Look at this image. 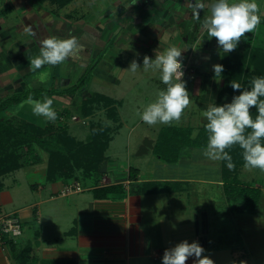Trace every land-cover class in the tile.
Instances as JSON below:
<instances>
[{
	"label": "rangeland",
	"instance_id": "rangeland-1",
	"mask_svg": "<svg viewBox=\"0 0 264 264\" xmlns=\"http://www.w3.org/2000/svg\"><path fill=\"white\" fill-rule=\"evenodd\" d=\"M142 1L136 0V3L138 2L137 4H139ZM146 1L152 4L154 3V0ZM263 1L264 0H258V2ZM133 2V0H74L63 9H58L54 12V18L56 20L57 18L61 19L59 16H62V20H65V16L70 19L71 26L77 31L73 37L83 41L85 47L83 52H86L88 59L94 56V61L107 58L110 64H115V67L119 66L116 68L114 67L112 73H105L98 67V72H95L92 68L86 69L85 66H83L85 64L83 62L80 63L77 60L69 61L68 59L62 64L52 65L48 68L42 67L36 71H31L29 68V59L39 55L38 53L41 47L40 41L42 38L50 37L52 31L50 30L47 35L46 29L41 27V25L39 26L36 24L34 28L32 25V23H34V18L30 19V22L27 23L28 26L25 24V19H28L32 15V13L29 14L26 9L27 4L24 3V6H15L11 3V0H0V22L2 21L0 28V105L3 104V107L12 105L14 102L13 95L16 94L31 91L37 94L36 90H38L39 94H50V90H52V93L56 94L59 91L58 88L62 86L64 81H66L64 85L66 88H69L74 82L80 84V81H84L85 85L83 86L85 87L80 88V91L77 93L66 94V96L63 97L64 99H62V105L58 104L57 99H60L59 97H54V99L56 101L55 105H59V110H63L64 108L68 109L67 116L60 118L63 120L60 123L66 126L68 125L67 130L69 134L73 135L78 140H85L90 135L91 127L100 129L106 126L111 129L110 134L115 135L116 131L114 130L117 128L115 122L119 120V117L115 122L110 120L106 116V108L102 103L88 105V96L95 92H100L106 96L122 100V106L119 107L117 111L119 112L120 120L123 124L118 134L111 144H109L110 147L107 151L109 159L107 160L106 158L105 160L108 161L110 171L114 173L117 172L120 179H125L127 177L126 170L129 167L139 168L144 171L156 161L161 160L151 151H149V153L145 152L144 154H138L140 143L144 140L140 135L148 134L152 138H158L159 130L168 126L164 124L149 126L141 119L143 110L148 104L156 100L158 92L160 90H166L160 82L161 74L159 70H145L143 68V59L140 61L135 55V58L132 57V59L128 61L127 56L130 54L127 50L117 57L115 41H112L118 35H123L124 29H122V27H129L132 21L137 18L143 19L145 23L162 20L160 14H158V10L153 11L151 7L142 10V8L139 7L140 5L136 7ZM30 4L32 6L36 5L34 2H30ZM153 5L155 6V4ZM42 6L41 8H45V11L48 13L50 9L56 7L51 6L49 3ZM37 8L36 5L33 12L35 13V11L38 10L37 12L41 13L39 12L41 9ZM40 15L42 16V14ZM42 17H44L47 22L51 18L46 14ZM72 32L73 28L70 32L66 30V36L71 35L69 33ZM245 36L252 39V44L258 45L264 43V31L262 28H259V25L254 32L246 33ZM99 39L100 41H98ZM137 41L138 37L135 42ZM102 42L103 44L99 46ZM243 42L244 40L242 38L239 42V47L241 46L240 51L245 49V44H243ZM105 46L107 47L103 50ZM100 48L103 52H101L99 58V56L96 55L100 52ZM2 54H4V57L7 56V58H2ZM199 54L203 53L199 51L197 57ZM96 57H98L99 60H97ZM212 57L213 59L209 63L197 61L198 66L201 67L200 69L203 68V71H209L210 74L211 71L214 73L213 65L219 64L220 61L219 53L212 54ZM133 58L140 66L135 73L127 70ZM201 58L202 57H200V59ZM82 59L84 60V58ZM88 59H85L86 62ZM115 61H117L118 64ZM94 64V62H91V66ZM111 79L120 80V82H113ZM200 79L202 80V78H197L193 81L189 80V82L184 80L190 94L191 103L185 109L180 121H174L171 124V126L192 128L194 137L205 129V123L207 122V118L202 116V112L206 109L201 105L200 92H202L203 86L198 84ZM216 79L221 91H224L226 87L229 86L230 80L227 77L225 78L221 75L218 78L216 77ZM67 81H72L73 83ZM85 89L86 91L84 92ZM225 95L227 96L228 94ZM231 101L232 97H225L223 104L230 103ZM90 106H93L94 109L92 113H90L91 115H89L91 118L87 120L82 117L83 115L79 112L85 107L91 110ZM23 108V105L12 106L5 112V115L10 118H13V116L27 118L32 115L29 110L26 112ZM40 117L47 120L43 116ZM72 117H76L77 119L75 120L80 122L73 121ZM53 131L55 130L53 129ZM201 149L202 148H197L196 151L201 155L199 157L200 162L198 163L197 161V163H192V161L189 160L191 155H187L191 148H185L182 156L184 155V157H187L185 158L186 160L183 159V163L167 167L170 173L169 175H171L173 171H176L178 174L185 176H207L211 179H219V169L220 167L222 168L223 161H212L202 156L203 150ZM21 153L23 159H25L24 161L28 164L25 168L4 177L5 188L3 191L6 192L7 195L4 198L5 204L2 205V212L10 213L11 211L18 210L19 216L22 221L25 222V238L34 244L35 231L40 229V227L43 229V232H46L47 236L48 233L53 235V233L56 234L66 229V224L61 223V221L57 222V219L54 220L53 218L58 212L57 215L63 216L62 219H66V205H64V203H66V197H56V199H59L46 202L45 200L48 197L46 194L35 196V191L31 188L33 176L30 174L34 168L31 165L29 166V164L39 162L37 164L38 168L35 170L36 174H46L45 170L47 168L49 155L36 146L21 151ZM111 160L114 165H111ZM105 161L103 162L105 165L101 164L100 166L101 171L91 176V178H87L82 169H76L75 175L77 180L81 183H84L86 178L93 179L96 183L102 181L103 174H105L102 173V170L106 168ZM202 165L210 166V168H201L200 166ZM44 166L45 169H43ZM238 174V181L240 183L244 185H253L257 183L259 189L261 188L262 198L259 203L260 206H258L259 217L251 216L246 213H236L231 210L230 213H228L227 209H230L229 203L224 200L220 189L217 187L208 189L206 193L208 196L205 195V200L204 198H199V203L208 206L209 203L213 202L212 208L214 209H212V211L217 210L218 212H215L214 215L211 214L212 211L208 212L210 217H212L211 220H208V223L210 221L212 226L211 231H213L214 234L212 236L214 247H212V250H207V248L204 249L205 251L207 250L206 252L209 254V258H211L215 264H241V262H243V264H264V171L259 169L248 170L245 167H241ZM36 178V182L39 183L45 180H43L41 176ZM64 183L66 184V182ZM84 187H88V185L84 184ZM210 193L211 197H209ZM207 197H209V199ZM40 202L41 204L38 210L41 213L42 222L41 224H37L31 222L33 221L31 218L35 216L31 205ZM203 205L200 206L202 207ZM197 223L200 230L207 229L206 220H203L202 217H199V222ZM244 224L245 226L243 227ZM240 227H242V229H240L241 232L238 230ZM184 237V241L187 240L189 243L194 242V238H192L190 234L184 233ZM18 242H20V240ZM199 244L202 246V242H199ZM206 252L202 255H207Z\"/></svg>",
	"mask_w": 264,
	"mask_h": 264
},
{
	"label": "crops",
	"instance_id": "crops-1",
	"mask_svg": "<svg viewBox=\"0 0 264 264\" xmlns=\"http://www.w3.org/2000/svg\"><path fill=\"white\" fill-rule=\"evenodd\" d=\"M30 2L36 3L37 7L42 10H39L41 13H38V10L34 13L33 11L35 10L34 7H36V5L32 6ZM190 2H194V0H154L153 4H155V6L146 0H143L139 4H137V2L135 3V6L138 7V5H140L139 7L142 8V10L150 7L153 8V11L158 10V14H160V18L162 20H159L158 22L152 21L145 23L143 19L137 18L132 21V24L129 27H122V29H124L123 35H118L112 41H115L117 57L127 50L130 54H127L128 61H130L132 57L135 58V56L142 61L141 59H143L145 55L155 59L157 51L163 52L173 46L179 48L182 51V62L187 66V70L184 72L182 79L189 82V80L193 81L197 78H202L198 84L203 86V90L200 92L201 105L206 109L211 103L223 105L225 97L232 96L225 95L222 97L220 102H218V95L221 89H219V84L214 73L211 71L210 74L209 71H203V68L200 69L201 67H199L197 63V61L209 63L213 59L212 54L214 53H219L221 60L223 53L222 49L218 46L216 39L210 38L206 29L202 27L204 18L210 14V6L213 0H202L205 7L200 12L199 19L194 18L192 10L189 7ZM229 2H238V0H229ZM11 3L15 6H20L24 3L27 4L26 9L29 14L32 13V15L28 19H25V24L29 23L31 18H34V23H32L33 27L35 28L36 24L39 26L41 25V27L46 29L47 35L51 30L52 35L50 37L55 36L58 39H68L77 33L75 28L71 26L72 24L70 23V19L68 17L65 16V20H62V16H59L61 19L57 18L56 20L54 18V12L58 9H63L64 7L60 8L48 1L40 3L38 0H11ZM46 3L56 7L54 9H50L48 13L45 11V8H41L43 7L42 5ZM256 3L260 7V12L264 14V1L258 2V0H256ZM40 14H42V16L44 14L49 15L51 18L47 22ZM261 17H264V15ZM1 23L2 21L0 22V28ZM72 28L73 32L69 33L71 35L66 36V30L70 32ZM137 37L138 41L135 42ZM98 41H100V39ZM102 44L103 42L100 43L99 46ZM106 47L107 46H105L103 50L106 49ZM84 49L85 47L83 41L77 39V44L69 52L67 59L69 61L77 60L80 63H85L83 66H85L86 69H89L91 67V62H94L95 64L92 65V67L95 72H98L97 67L105 73H112L114 71L115 64H110L107 58L101 59L102 61L99 60L101 52H103L101 48L99 50L100 52L96 55L99 56V58L96 57L99 61L93 60L95 56L88 59L86 52H83ZM199 51L203 54H199L197 57ZM1 57L3 58L4 54H2ZM200 57L202 58L200 59ZM4 58H7V56ZM82 58H84V60ZM85 59H88V63ZM115 62L118 64L117 61ZM49 66L52 65H44L43 68H48ZM111 80L117 83L120 82V80ZM67 82L73 83L72 81ZM160 82L163 88L166 89L167 86L164 85L162 81ZM65 84L66 81H64L62 86L58 88L59 91L56 94L53 93L51 94L52 96H47L49 98H53L54 102L52 107L55 111H63L67 108L59 110V105H55L56 101L54 97H59L60 99H57L58 104L62 105V99L66 96V91L69 88L74 87L77 83L74 82V84H71L69 88H66L64 86ZM85 91L86 89L84 92ZM49 93H52V90H50ZM95 94H100L111 99L114 102L113 106L116 107L117 110L122 106V100L106 96L100 92L90 94V96H88L89 99ZM43 97L37 100L42 101L44 99ZM15 105H23V110L26 112L29 110L32 114L27 118L18 116L17 118L42 128L49 122L48 120L35 115L32 111V106L27 104L26 101L11 105L10 107ZM117 116L119 117V120L118 122H115L117 124V128L114 130L116 133L115 135L110 134V144L118 134V131L123 124L120 120L118 111ZM82 117L87 120L88 118H91V116ZM75 122L80 121L75 120ZM161 130L162 128L158 133H160ZM71 136L74 137L73 135ZM140 136L144 139L143 142L145 140L152 141V148L148 149L147 152L149 153V151H151L155 155L154 147L157 142L156 139L158 138H152L148 134H141ZM75 139L78 142L89 141L91 139V130L90 135L85 140ZM142 143H140L139 148L142 146ZM204 149L205 148H202L201 150ZM107 151L106 158L108 160L109 156ZM196 151L197 148H191L189 154H187L191 155L189 160H191L192 163H197V161L198 163L200 162L199 157L201 155H199ZM202 156L204 155L202 154ZM185 158L187 157L181 155L179 161L173 164H167L162 160H158L144 171L139 168L129 167L126 170L127 177L125 179H120L117 172L114 173L113 171H110L108 161H105L106 168L102 170V173L105 174H103L102 181H98L97 183L94 182L93 179H86L84 183H81L78 180L69 181L66 182V184L62 182L50 183L46 180V174H36L35 170L38 166L37 164L33 165L32 167L34 169L30 174L33 176L31 188L35 191V196H42L46 194L48 196L45 200L46 202H52L59 198L66 197V203H64V205H66V219H62L63 216L57 215L58 212L53 216L54 220L57 219V222L61 221V223L66 224V229L56 234L53 233V235L48 233L47 236L46 232H43V229L40 227V229L35 231V240L33 244L30 240H26L25 238V222L22 221L23 235L19 239L20 242H18V240L16 244L0 247V264H162V257L165 250L173 248L178 243L184 241V233L190 234V236L194 238L195 242H202L203 248L212 250V247H214L212 236L214 234L213 231H211L212 226L210 221L208 223V220H211L212 218L208 212L214 209L212 208L213 202L206 206L199 203V198H204L205 200L206 196H208V194H206L208 189L217 187L220 189L224 200L227 201L223 188L224 179L221 175V167L219 166V179H211L207 176H185L178 174L176 171H173V173L169 175L170 173L168 172L167 167L183 163L184 160H186ZM110 162L111 165H114L112 160ZM103 165H105V163ZM200 167L210 168V166L207 165H202ZM43 169H45V166ZM130 169L134 170V175L137 176V180L129 179ZM37 175L41 176L43 180H45L42 183L36 182V177H38ZM73 182L79 184L83 191L68 196L60 195V190ZM147 182L162 183V185L165 184V186L171 187L175 190L170 192L143 193V191L147 189V186H144ZM84 184H87L88 187H84ZM116 184H122L124 188V192L120 197L110 199L94 198L93 190L95 188ZM250 186L259 189V185L257 183ZM4 188L5 184L2 191H0L1 212L2 205L5 204L4 198L7 195L6 192L3 191ZM56 197L59 198L56 199ZM209 197H211V193L209 194ZM209 197L207 198L209 199ZM40 204L41 202L33 203L31 205L33 207V214L35 215L31 218V220H33L31 222L33 223L41 224L42 222L41 213L38 210ZM200 205L203 206L201 207ZM227 211L230 213V209H227ZM215 212L218 211L213 210L211 214L214 215ZM5 214L19 215V212L18 210H14ZM250 215L259 217L258 211L257 213ZM199 217L206 220L207 229L200 230V228H198L197 222H199ZM244 226L245 224L243 227ZM240 229H242V227L238 229L239 232H241ZM206 251H204L203 254H205ZM205 256L209 257V254ZM194 260L195 257H189L186 264H194Z\"/></svg>",
	"mask_w": 264,
	"mask_h": 264
},
{
	"label": "clouds",
	"instance_id": "clouds-1",
	"mask_svg": "<svg viewBox=\"0 0 264 264\" xmlns=\"http://www.w3.org/2000/svg\"><path fill=\"white\" fill-rule=\"evenodd\" d=\"M136 3L134 0L133 4ZM193 16L200 18V12L205 5L202 0L189 3ZM260 7L256 0H213L210 14L207 15L202 27L210 38H215L218 46L225 53L235 51L246 33H252L261 22ZM77 39H58L55 36L46 37L40 41L39 55L29 59V68L36 71L44 65L64 63L69 52L76 46ZM140 68L136 60L131 61L127 70L135 73ZM145 70H159L160 79L166 90H160L154 102L146 106L141 114L143 122L149 126L157 124L171 125L179 122L185 109L190 105V94L186 82L182 79V51L170 47L163 52L157 51L155 59L145 55L143 58ZM215 78L224 71L222 64L213 65ZM230 86L240 94L232 98L230 103L216 105L211 103L202 116L207 118L205 129L208 141L203 155L212 161H225L229 170H234L232 156L226 149L238 145L242 150L244 167L248 170L264 171V76L253 77L251 88L244 89L238 82L232 81ZM53 98L44 97L35 100L29 96L26 103L32 105V111L37 116H43L50 122H55L58 114L52 107ZM255 108L257 115L252 116ZM251 131H247V130ZM205 249L198 242L189 243L187 240L175 247L166 249L162 264H186L189 257H195L194 264H215L208 256L202 255ZM243 264V262H241Z\"/></svg>",
	"mask_w": 264,
	"mask_h": 264
},
{
	"label": "trees",
	"instance_id": "trees-1",
	"mask_svg": "<svg viewBox=\"0 0 264 264\" xmlns=\"http://www.w3.org/2000/svg\"><path fill=\"white\" fill-rule=\"evenodd\" d=\"M46 1L63 8L73 0H38L40 3H45ZM259 28H262L264 31V17L261 18ZM243 40V44H245V46L243 45L245 48L243 51H240L241 46L239 47L238 44L235 51L222 53L220 64L223 65L224 71L221 75L222 77H227L230 82L240 83L244 89H250L253 77L264 76V43L258 45L252 44V39L246 36L243 37ZM90 68L93 69L92 66ZM230 82L224 91L219 92L218 102H220L225 94L232 97L240 94L239 91L232 89ZM83 85H85L84 81H80V84L69 88L66 94L77 93L80 91V88L85 87ZM36 91L37 94L31 91L13 95L14 102L12 105L26 101L29 96L33 99H39L48 95L52 96L51 93L39 94L38 90ZM94 103L104 104L107 112L106 116L114 122L118 120L117 109L113 106L114 102L111 99L100 94H95L89 99L88 105H93ZM3 106V104L0 105V191L4 187L3 179L5 176L27 166L28 163L24 161L25 159H23L21 151L31 149L33 146L39 147L49 155L46 168L47 182L64 183L77 180L75 171L78 168L84 171L87 178H91V176L101 171L100 166L106 160V151L111 141V129L109 127L104 126L100 129L91 127V139L87 142H78L68 134L67 126L60 123V118L67 116L68 109L56 111L58 114L56 121H49L42 128L15 116L13 118L6 116L5 112L11 105L7 107ZM90 107L91 110L85 107L79 113L85 117L91 115L90 113H92L94 108L93 106ZM251 112L253 118H255L257 115L256 109L253 108ZM53 129L57 132L53 131ZM193 133V129L189 127L167 126L162 128L154 147V153L164 163H177L185 148L206 147L208 141L206 129L200 131L195 137ZM262 144H264V140H262ZM226 151L232 156L233 163L235 164L234 170H229L226 162L223 161L221 168L224 179V191L230 210L236 213L255 214L258 211L261 190L250 185H244L238 181L239 170L241 167H244L243 150L238 145H234L226 149ZM38 163L33 162L29 166ZM134 174V170L130 169V180H137V176ZM144 186H147V189L143 193L170 192L175 190L157 182H147ZM123 190L122 184H116L95 188L93 195L95 199H110L120 197L124 192ZM0 213L2 212L0 211Z\"/></svg>",
	"mask_w": 264,
	"mask_h": 264
},
{
	"label": "built area",
	"instance_id": "built-area-1",
	"mask_svg": "<svg viewBox=\"0 0 264 264\" xmlns=\"http://www.w3.org/2000/svg\"><path fill=\"white\" fill-rule=\"evenodd\" d=\"M187 70L186 64L182 62L183 73ZM73 120L77 119L72 117ZM63 121V120H61ZM82 188L77 183H71L60 190V195L68 196L82 192ZM23 235V223L17 214L0 213V247L16 244Z\"/></svg>",
	"mask_w": 264,
	"mask_h": 264
},
{
	"label": "water",
	"instance_id": "water-1",
	"mask_svg": "<svg viewBox=\"0 0 264 264\" xmlns=\"http://www.w3.org/2000/svg\"><path fill=\"white\" fill-rule=\"evenodd\" d=\"M152 148V141L150 140H145L143 143H142V146L140 147V150L138 152V154H143L145 152L148 151V149H151Z\"/></svg>",
	"mask_w": 264,
	"mask_h": 264
}]
</instances>
